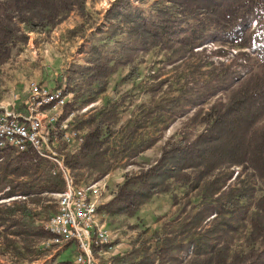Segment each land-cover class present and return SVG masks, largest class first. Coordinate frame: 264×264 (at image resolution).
Returning <instances> with one entry per match:
<instances>
[{"label": "rangeland", "instance_id": "rangeland-1", "mask_svg": "<svg viewBox=\"0 0 264 264\" xmlns=\"http://www.w3.org/2000/svg\"><path fill=\"white\" fill-rule=\"evenodd\" d=\"M114 1L81 0L55 26L26 30L27 40L18 41L8 62L0 66V107L26 113L25 100L31 85L61 84L65 89L74 75L72 69L88 65L96 55V47L103 54L114 51L117 41L124 39L111 37L113 31L106 19ZM154 1L132 0V3L149 14ZM249 26V42L244 48L221 45L210 39L193 52L174 44L141 53L108 78L105 92L92 103L85 102L89 88L80 78L81 90L67 93V103H73V110L64 119L66 129L58 128L55 133L58 153L70 156L78 152L84 135L94 126L93 117L105 119L108 128L102 155L72 170L78 185H106L104 205L128 174L154 165L167 142L192 140L200 134L206 127L202 122L204 116L214 106L224 105L231 91L245 78L262 70L259 51L264 47V12ZM133 66L137 75L126 80ZM53 170L54 167L43 175L64 178ZM20 181L31 180L24 177ZM59 194L45 193L26 200L30 212L25 222L43 227L50 234L45 225ZM2 195L0 204L13 206L16 200L21 204L25 199L21 196L2 199ZM263 195L264 181L251 170L222 167L197 188L176 184L169 193L153 196L134 217L100 211L98 219L109 238L100 264H158V250L163 245L158 235L162 240H173L174 246L188 243L187 249L173 251L171 264H186L204 236L212 242H228L231 254L245 253L251 249L248 237L251 218L256 213L255 203ZM203 207L202 214L196 216ZM51 238L27 239L32 254L25 253L24 257L36 260L17 264H47L53 260V264L73 263L76 244L58 247L50 242ZM22 239L17 244L19 248L25 243ZM2 242L4 239L0 237ZM21 258L10 249L2 250L0 245V264H16Z\"/></svg>", "mask_w": 264, "mask_h": 264}, {"label": "trees", "instance_id": "trees-1", "mask_svg": "<svg viewBox=\"0 0 264 264\" xmlns=\"http://www.w3.org/2000/svg\"><path fill=\"white\" fill-rule=\"evenodd\" d=\"M80 2L0 0V66L8 62L18 41L27 40L26 30L38 31L55 26ZM262 12L264 0H155L149 14L135 7L132 0H115L106 13V19L113 31L111 37L123 36L124 39L117 41L115 50L106 54L96 47V55L88 65L74 67V75L68 79L65 94L81 90L80 78H83L89 88L85 102H94L97 95L105 92L108 78L120 66L132 63L135 56L156 47L178 44L193 52L214 39L221 45L244 48L249 42V24ZM259 55L261 72L245 78L231 91L224 105L214 106L204 116L202 122L206 127L200 134L192 140L182 138L167 142L155 164L139 173L128 174L112 199L100 207L99 213L134 217L153 196L169 193L176 184L197 188L222 167H242L264 181V47ZM136 75L137 68L133 66L126 80ZM58 87L61 88V84ZM72 110L73 103L67 104L61 119H66ZM91 122L94 126L84 135L78 152L64 155L65 165L72 176V170L82 168L102 155L108 124L105 119L96 117ZM52 167V162L41 158L31 147L21 154L8 147H0L2 199L25 197L21 204L16 200V206L0 204V237L4 239L0 245L2 250L10 249L22 257L16 260V264L36 260L24 257L25 253L32 254L27 239L52 237L43 227L25 222L30 212L26 200L34 195L62 193L66 189L64 178L43 175ZM24 177L31 181H20ZM56 208L57 203L50 217ZM255 208L248 237L249 251L231 254L228 242H212L204 236L203 243L196 245L194 257L186 264H264V195L256 201ZM203 211L204 207L196 216ZM157 238L163 241L157 254L158 264H171L173 251L188 247V243L182 242L174 246L173 240H162L161 235ZM21 239L25 243L19 248L17 244ZM53 263L54 260L47 264ZM56 264L73 263L63 261Z\"/></svg>", "mask_w": 264, "mask_h": 264}, {"label": "built area", "instance_id": "built-area-1", "mask_svg": "<svg viewBox=\"0 0 264 264\" xmlns=\"http://www.w3.org/2000/svg\"><path fill=\"white\" fill-rule=\"evenodd\" d=\"M67 104L65 89L31 85L25 100L26 113L0 107V147H8L16 154L31 147L53 163V173L64 177L66 189L59 194L56 212L45 225L52 236L50 242L58 247L76 244L73 264H100L101 254L109 244L108 233L98 219L106 185L79 186L65 165V157L56 149L55 133L58 128L66 129V120L61 117Z\"/></svg>", "mask_w": 264, "mask_h": 264}]
</instances>
